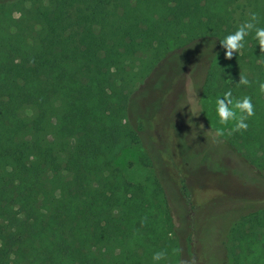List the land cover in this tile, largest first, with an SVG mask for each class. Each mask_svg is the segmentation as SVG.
I'll list each match as a JSON object with an SVG mask.
<instances>
[{"label":"trees","instance_id":"obj_1","mask_svg":"<svg viewBox=\"0 0 264 264\" xmlns=\"http://www.w3.org/2000/svg\"><path fill=\"white\" fill-rule=\"evenodd\" d=\"M44 1L0 0V264H176L180 246L168 235L173 206L180 211L174 195L186 197L183 188L173 193L172 179L167 184L161 151L144 143L136 118L185 119L184 74L195 66L197 89L251 97L255 115L228 142L189 123L176 129L182 169L205 164L227 174L222 189L229 178L264 183V53L254 31L231 60L220 43L253 13L264 28V0ZM171 40L187 56L175 52L155 80V97L150 76L133 94L149 69L140 76L127 68ZM206 55L207 66L196 68ZM241 75L249 85H239ZM193 136L210 149L193 148ZM127 144H143L142 162L154 169L142 184L126 182L113 166ZM60 154L64 173L48 175ZM233 157L243 169L226 166ZM263 220L252 212L233 221L223 242L230 264H264ZM157 252L164 258L154 260Z\"/></svg>","mask_w":264,"mask_h":264},{"label":"rangeland","instance_id":"obj_2","mask_svg":"<svg viewBox=\"0 0 264 264\" xmlns=\"http://www.w3.org/2000/svg\"><path fill=\"white\" fill-rule=\"evenodd\" d=\"M37 3H39V0H37ZM241 3V0L237 2L238 5H241ZM14 16L18 17V13H14ZM86 45L87 43H84L82 49ZM176 47L177 43L171 40L166 46H154L146 53L139 54L135 58L127 71L132 75L137 74L140 76V72L144 73L146 69H149V71L146 76H143L141 82L133 84L131 87L133 94L137 88L143 85L145 77L149 76L148 83L151 91L149 96L155 97L158 94L154 91L157 84L155 80L163 76L164 71L167 73L169 67L173 66L170 59L177 53ZM177 54L187 56L185 51ZM163 59H166L165 62H163ZM208 59L209 57L206 55L196 68L204 69L207 66ZM216 62L217 58H214L211 62V68L215 67ZM164 65L166 66L164 67ZM192 70H195V66L191 69L187 68L186 74H184L185 79L183 77L184 103L186 106L185 119H181V114H166V116L163 114L161 117L149 112L145 115V118H136V121L137 125L142 127V133L146 134V136H143L144 143L150 148L157 149L158 152L161 151L160 159L164 163L161 172L164 171L165 176L168 177L167 184H171L168 179H172L174 181V185L172 184L173 193L177 192V187L183 188L186 197L184 202L179 200V195H174L176 196L175 200H177L175 202L176 208L180 211L177 213L173 206V228L168 235L169 238L177 241L180 246L176 264H181V261L191 260L192 258H195L196 264H230L229 257L224 254L223 242L227 240L226 236L229 234L228 231L235 219L252 212L264 213V183L261 180L251 182L248 178H233L230 180L228 174L230 187L222 189L220 185L224 180H227V174L221 176V173L217 170L213 172L206 170L205 164L202 165V170L182 169L181 159L177 155L179 152L177 149L178 140L174 137L176 129L186 128L189 123L203 131L204 136L210 137L212 140L221 139L228 142L232 137V129L235 126V121H229L226 125H222L216 113V100L218 98L223 99L226 92L205 91L202 93V89H197L194 82V74L197 70L194 72ZM232 98L236 100L233 95ZM139 107L142 108L140 105ZM23 113L31 115L32 110L26 108ZM201 125H203V128ZM218 129L223 130V136H216ZM182 137L189 147L190 140L188 136ZM192 147L210 149L209 146L203 143L201 138L196 136L192 137ZM143 153V144H127L118 150L113 166L121 173L126 182L135 185L142 184L148 177L154 175V169L142 162ZM63 158L64 154H60L59 157L54 159L48 175L62 172ZM235 158L233 157V160L226 159V166L229 169L231 166L235 170L243 169L244 164ZM244 162L247 169L255 171L249 162ZM185 165L187 166V164ZM176 230L179 232L177 235H175ZM3 231V225H0V234ZM170 262L171 259L167 258V264Z\"/></svg>","mask_w":264,"mask_h":264},{"label":"clouds","instance_id":"obj_3","mask_svg":"<svg viewBox=\"0 0 264 264\" xmlns=\"http://www.w3.org/2000/svg\"><path fill=\"white\" fill-rule=\"evenodd\" d=\"M258 23V17L253 13L248 22L241 24L238 29L233 33L229 34L221 45L227 49L225 58L231 60L233 53H239L244 48L245 37H247L253 31L255 32L254 39L257 41L260 53H264V28L256 27ZM249 80L241 75L239 85H249ZM260 91L264 93V83L260 84ZM216 113L219 118V122L222 125H226L229 121H235V126L232 129L233 132L246 131L248 124L246 121L255 115L254 105L252 104L251 97L245 96L242 99L234 100L232 98L231 90L227 91L223 99L218 98L216 100ZM203 128V125H201ZM223 130L218 129L216 136H223ZM164 258V253L157 252L154 256V260H160ZM181 264H196L195 258L191 260L181 261Z\"/></svg>","mask_w":264,"mask_h":264}]
</instances>
